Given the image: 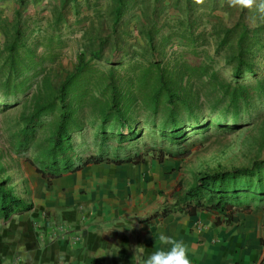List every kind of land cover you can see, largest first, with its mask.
<instances>
[{
  "label": "trees",
  "instance_id": "trees-1",
  "mask_svg": "<svg viewBox=\"0 0 264 264\" xmlns=\"http://www.w3.org/2000/svg\"><path fill=\"white\" fill-rule=\"evenodd\" d=\"M24 1L18 0V7ZM78 2L61 4L72 3L77 12ZM217 2L110 0L109 31L92 35L83 30L85 42L65 70L44 63L55 61L54 44L62 42L67 19L62 9L50 20L41 53L34 28L23 22L19 8L13 19L0 16V109L22 106L9 134L12 149L50 181L90 163L185 158L189 143L252 124L264 107V17L255 11L252 25L241 15L231 25L219 20L210 33L213 52L199 50L209 41L204 23L210 15L204 7L212 11ZM140 3L145 4L144 12L140 9L145 21L138 25L141 51L128 42L131 31L122 25L125 13ZM170 3L184 16H164ZM176 43L186 50L172 52ZM200 51L204 54L197 60ZM222 52L230 77L214 65V55ZM172 197L145 218L216 210L230 220L238 210H264V153L249 165L200 171ZM33 205L28 187L19 192L9 174L0 177V218Z\"/></svg>",
  "mask_w": 264,
  "mask_h": 264
},
{
  "label": "crops",
  "instance_id": "crops-1",
  "mask_svg": "<svg viewBox=\"0 0 264 264\" xmlns=\"http://www.w3.org/2000/svg\"><path fill=\"white\" fill-rule=\"evenodd\" d=\"M175 157L148 171L144 162L90 163L31 188L33 207L0 218V264H143L167 248L159 235L182 240L192 264L264 263V210L173 211L145 218L159 202L155 177ZM162 177V178H161ZM37 182V183H36ZM172 201V200H170Z\"/></svg>",
  "mask_w": 264,
  "mask_h": 264
},
{
  "label": "rangeland",
  "instance_id": "rangeland-1",
  "mask_svg": "<svg viewBox=\"0 0 264 264\" xmlns=\"http://www.w3.org/2000/svg\"><path fill=\"white\" fill-rule=\"evenodd\" d=\"M17 1L0 0V16L13 19L16 9L19 8L23 22L34 28V39L38 45L37 51L39 53L47 48L45 46L46 38L43 36L48 34L50 20L55 12L58 9H62V12L66 15L67 19L61 31L62 42L60 45L54 44L55 61L51 62L47 58L44 62L46 66L53 64L54 70H65L72 67L78 51L85 42L83 30H89V34L96 35L100 31L107 32L110 29V0H78L77 12L72 7V3H67L62 7V0H25L24 4L19 7ZM150 1L152 4V0H144L145 4ZM166 2H169V0H166ZM223 2V0H219L217 2L218 5L215 6L216 9L212 11L211 8H205L207 6L205 5L204 11L210 15L208 16L209 19L204 23V30L209 41L201 45L199 50L203 48L213 52L215 42L214 37L210 36V33H212L214 28L212 24H217L219 20L226 25H231L241 15L250 25L255 23V15L253 14L255 11L256 16L259 14L255 6L251 9H239L229 7L228 0L225 1L224 5H222ZM145 4L140 3V8H131L122 18V25L131 31L130 35H128V42L131 43L133 48H137L140 51L144 48V44L142 36L138 32V25L145 21L140 11L142 9V12H144ZM178 9V7L174 6V3H170L167 4L162 12H164V16L169 18L184 16L182 14L183 11L179 13ZM144 16L147 15L145 14ZM2 42L3 34L0 30V46ZM185 48L186 46L176 43L172 52L178 49L177 52L182 53L186 50ZM108 51L109 47L105 49L106 53ZM203 54V51H200L197 60H200ZM186 55L187 53L184 54V57ZM223 55V52L214 55V65L215 68L220 70L222 75L230 77L231 67L225 62ZM187 58L194 59L190 54L187 55ZM98 65H101V63ZM246 77L248 79L249 75ZM21 109V105L5 110L0 109V164L5 169L0 172V177L9 174L15 189L19 192L25 187L31 190L33 184L35 185V181L40 176L33 165L26 161L23 156L18 155L10 146L9 134L16 124ZM189 145L191 146V153L188 156L185 158H172L176 160L173 167L163 169L162 173L163 175L166 174V182L159 180L160 177H155L156 184L152 188L156 191V195L151 198V203L159 202L163 204L172 200L173 191L185 189L200 171L249 165L252 160L260 158L264 153V107L260 109V116L252 124L234 133L226 135L212 134L210 139L206 141L196 140L194 143H189ZM168 158L165 157L162 161H159L156 158L148 157L144 161V167L148 171L155 170L157 165L164 166L165 162L169 160ZM46 182L49 183L50 181L47 180Z\"/></svg>",
  "mask_w": 264,
  "mask_h": 264
},
{
  "label": "clouds",
  "instance_id": "clouds-1",
  "mask_svg": "<svg viewBox=\"0 0 264 264\" xmlns=\"http://www.w3.org/2000/svg\"><path fill=\"white\" fill-rule=\"evenodd\" d=\"M195 2L200 4L203 0H195ZM228 5L239 9H251L255 6L257 12L264 17V0H228ZM159 241L161 245L168 247L150 253L143 260V264H192L188 255V246L182 240H177L161 232ZM58 260L59 264H66L63 254L58 257Z\"/></svg>",
  "mask_w": 264,
  "mask_h": 264
},
{
  "label": "built area",
  "instance_id": "built-area-1",
  "mask_svg": "<svg viewBox=\"0 0 264 264\" xmlns=\"http://www.w3.org/2000/svg\"><path fill=\"white\" fill-rule=\"evenodd\" d=\"M252 264H264L262 262H253Z\"/></svg>",
  "mask_w": 264,
  "mask_h": 264
}]
</instances>
